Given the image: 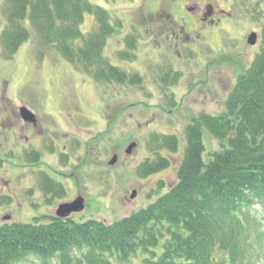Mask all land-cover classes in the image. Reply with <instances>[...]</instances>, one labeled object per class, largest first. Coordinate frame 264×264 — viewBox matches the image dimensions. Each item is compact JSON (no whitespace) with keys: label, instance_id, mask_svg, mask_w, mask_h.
Returning <instances> with one entry per match:
<instances>
[{"label":"rangeland","instance_id":"374dc122","mask_svg":"<svg viewBox=\"0 0 264 264\" xmlns=\"http://www.w3.org/2000/svg\"><path fill=\"white\" fill-rule=\"evenodd\" d=\"M89 1L106 9L114 27L103 55L113 65L138 74L142 82H99L54 48L41 45L33 30L13 58L6 57L0 41V199L10 201L0 205V225L56 217L59 205L80 197L83 211L68 217L78 223L90 219L113 223L154 203L177 182L187 127L202 114L218 116L225 111L238 77L260 51L264 0ZM4 3L0 0V39L6 26ZM208 3L228 13L219 26L204 28L190 12ZM95 28L94 16L86 15L82 32ZM252 33L258 36L253 46L248 44ZM124 54L132 57L121 58ZM167 73L179 74V80L174 82L170 75L166 79ZM20 104L44 126L31 143L26 142L31 136L27 125L14 117ZM159 136H175L178 150L160 148L159 155L169 160V166L145 176L141 168L148 159H157L151 142ZM203 142L206 160L220 142L206 131ZM132 143L136 147L127 154ZM31 148L42 159L36 166V159L28 155ZM115 156L117 161L110 164ZM38 165L54 182L48 179L45 184ZM249 212L245 224L252 250L244 264H264V203L254 204ZM92 250L104 253L112 264H142L140 255L126 261L115 249ZM89 251L74 248L72 255ZM21 264L42 263L31 258Z\"/></svg>","mask_w":264,"mask_h":264},{"label":"trees","instance_id":"16d2710c","mask_svg":"<svg viewBox=\"0 0 264 264\" xmlns=\"http://www.w3.org/2000/svg\"><path fill=\"white\" fill-rule=\"evenodd\" d=\"M4 11L0 41L7 58L28 42L33 30L41 45L54 48L99 82H142L138 74L113 65L103 55L114 27L106 9L89 0H5ZM88 14L94 16L96 28L84 34L81 25ZM260 44L254 61L229 93L225 111L218 116L202 114L187 127L177 182L154 203L113 223L50 217L1 224L0 264L31 258L42 264H112L104 253L92 250L99 247L115 249L126 261L143 256L142 264H244L252 250L245 219L251 206L264 203V25ZM169 73L166 79L179 80V74ZM205 131L220 142L206 160ZM159 138L151 142L157 159H148L141 168L145 176L169 166V160L159 155L160 148L178 150L175 136ZM4 203L10 201L0 199V205ZM74 248L90 251L73 257Z\"/></svg>","mask_w":264,"mask_h":264},{"label":"flooded vegetation","instance_id":"af4514ba","mask_svg":"<svg viewBox=\"0 0 264 264\" xmlns=\"http://www.w3.org/2000/svg\"><path fill=\"white\" fill-rule=\"evenodd\" d=\"M190 12L195 16L197 23L199 22V24L200 23L203 24L204 28H207L209 26H211V27L219 26V24L221 23L223 15L228 14L226 10L220 9L219 6H217V9H216L211 3L205 4V6L203 8L200 7L199 10L191 9ZM172 35H175V33H173ZM166 37H167V39H171V35L166 36ZM175 39L177 40L179 38L176 36ZM25 107L26 106H23L20 104L18 106L19 111L15 112L14 117L16 118V120L23 121L24 124L27 125V129L30 131L31 136L26 137V142L31 143L30 141L33 142L36 138L39 137V135L37 134L38 132L43 133L44 126L43 127L41 126V123L39 122L38 116L36 114H34V112L32 110H31V112L34 114V116H30V119H28V120L24 119L22 109H24ZM33 135L35 137H33ZM30 138H32V139L30 140ZM64 148L66 149V146ZM28 152H29L28 155L30 157L36 159L35 160L36 162L33 165L36 166L38 163H40L42 161V159L40 158V155H39L40 152H38L36 149L31 148L30 150H28ZM126 153H127V151H126ZM51 154L55 155L54 153H51ZM36 168L38 169V171H40L42 173V175L44 177L43 178L44 182H46L47 179L53 180V177L51 176V174L45 168H43L41 165H38ZM48 169L53 170L51 168H48ZM56 174L59 176L63 175L61 173V171H56ZM56 189L58 190L57 187H56ZM51 190L52 189H50V192H51ZM57 192H59V191H57ZM54 193H55V191H54Z\"/></svg>","mask_w":264,"mask_h":264},{"label":"water","instance_id":"95a60500","mask_svg":"<svg viewBox=\"0 0 264 264\" xmlns=\"http://www.w3.org/2000/svg\"><path fill=\"white\" fill-rule=\"evenodd\" d=\"M257 40H258L257 34L252 33L248 38V44H250L252 46L256 45ZM22 113H23L24 119H26V120L30 119V116H34V114L29 109H27L26 107L24 109H22ZM134 147H136V143H132L129 146V148L127 149V153H131V151ZM117 159H118L117 156H115L111 160L110 164H114L117 161ZM132 197H135V195L133 194ZM84 207H85L84 200L80 197L71 203H64V204L59 205V207L56 211V217L61 218V219H66L72 213L83 211ZM5 220H9V217L5 218Z\"/></svg>","mask_w":264,"mask_h":264}]
</instances>
